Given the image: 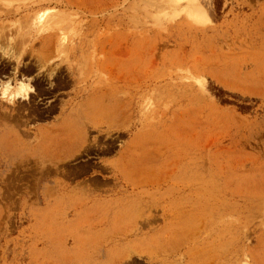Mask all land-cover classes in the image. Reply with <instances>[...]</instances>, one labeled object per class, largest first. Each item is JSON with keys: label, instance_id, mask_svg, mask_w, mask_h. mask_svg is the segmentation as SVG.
I'll use <instances>...</instances> for the list:
<instances>
[{"label": "rangeland", "instance_id": "1", "mask_svg": "<svg viewBox=\"0 0 264 264\" xmlns=\"http://www.w3.org/2000/svg\"><path fill=\"white\" fill-rule=\"evenodd\" d=\"M0 264H264V0H0Z\"/></svg>", "mask_w": 264, "mask_h": 264}, {"label": "bare ground", "instance_id": "2", "mask_svg": "<svg viewBox=\"0 0 264 264\" xmlns=\"http://www.w3.org/2000/svg\"><path fill=\"white\" fill-rule=\"evenodd\" d=\"M2 87H3L2 94H3V96H6L7 90H8V87H9L8 83L6 85H3ZM30 91H32L31 88L28 86V84L24 83V84H21L20 85V87L18 88V90L14 93V96H17L18 98H21V97L24 98L26 96L29 97L28 94H29Z\"/></svg>", "mask_w": 264, "mask_h": 264}]
</instances>
